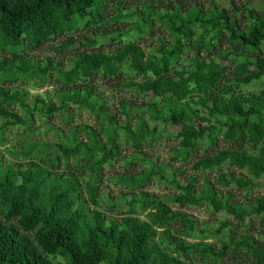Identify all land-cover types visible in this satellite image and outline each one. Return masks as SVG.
I'll return each mask as SVG.
<instances>
[{
  "label": "trees",
  "instance_id": "trees-1",
  "mask_svg": "<svg viewBox=\"0 0 264 264\" xmlns=\"http://www.w3.org/2000/svg\"><path fill=\"white\" fill-rule=\"evenodd\" d=\"M125 1L0 0V83L29 79L42 83L52 75L54 79L53 89L44 93L46 99L37 94L29 98L28 91L15 86H0V146L5 145L7 129L33 125L34 112L46 122L49 115L68 113L74 106L99 121H108L98 131L81 124L67 133L57 130V142L34 140L0 150V264H55L50 259L55 257L66 264H196V257L197 264H218L229 250L236 255L243 252L252 264H264V245L247 235L235 238L229 222L214 231L222 236L218 250L209 243L186 239L185 235L205 237L212 231L200 228L168 204L207 205L214 213H224L239 222L254 217L264 220V92L232 95L223 82L224 64L234 65L236 84L247 85L264 76L260 52L264 14L243 7L248 24L241 26L235 12L214 3L207 7L194 0H143L140 9L135 3L126 8ZM108 3L116 13L105 19ZM109 19L135 23L105 31V35L91 32L83 36L78 43L85 50L71 58L68 68L50 58L40 66L36 58L24 53ZM154 25L161 34L155 36L156 46L146 53L130 41V36L135 30L151 36ZM224 35L232 47L213 53ZM107 39L126 42L113 51L97 49L100 41ZM72 43L74 40L68 39L54 49H65ZM123 70L137 74L141 81L117 85L152 93L160 104L141 107L120 100L125 120L121 127L116 118H111L106 100L95 91L94 78L114 80ZM142 110L147 111V119L140 116ZM130 111L137 118L133 128ZM147 121L153 127L164 124L181 128L177 133L179 146L173 149L174 160L188 161L190 150L199 140L206 139L213 146L223 131L232 141L249 143L252 152L241 145L219 149L197 159L192 168L205 172L224 164L242 165L260 182L232 173L229 177L219 174L215 183L227 190L260 188L261 196L245 208L233 202L232 194L218 190L210 179H204L196 189V178H190L191 187L182 191L184 185L171 167H166L172 173L169 182L178 194H133V189L150 181L153 168H149L135 176H119L127 190L119 199L120 207L125 208L122 218L91 211L90 200L100 206L98 188L91 181L99 183L102 168L121 153L116 139L119 129L127 143L134 142L131 164L153 162L141 152L143 143L154 136L155 128H149ZM38 129L34 127L33 131ZM81 133L84 138H80ZM4 155L13 160L5 161ZM72 158L82 163L70 169L67 162ZM61 163L65 168H60ZM91 170L95 180L87 173ZM162 172L158 168L155 174L161 176ZM225 229L229 230L227 236L222 233Z\"/></svg>",
  "mask_w": 264,
  "mask_h": 264
},
{
  "label": "rangeland",
  "instance_id": "rangeland-1",
  "mask_svg": "<svg viewBox=\"0 0 264 264\" xmlns=\"http://www.w3.org/2000/svg\"><path fill=\"white\" fill-rule=\"evenodd\" d=\"M143 0H126L125 7L127 5H131L132 3L137 4V6L141 9L140 3ZM174 1V0H169ZM199 4H203L208 7L209 3L216 4L219 8L225 9L227 11L235 12L237 20L239 24L246 25L248 24L247 19L244 18L243 15V7L247 6L249 9L254 12L264 14V0H194ZM230 3L233 4L232 8ZM115 9L111 3L107 4V9L105 11L104 17L105 19L109 16H115ZM135 20H130L127 24L124 21H113V19H109L108 22L98 23L97 26H93L90 28H84L83 30H78L73 34L65 35L62 37H58L55 40H49L44 43L40 48H37L34 51H25L29 56L36 58L40 62V66H43L46 58H50L55 62H59L63 64L64 67H69V61L71 58L79 52L85 50V46L80 45L78 41H82L83 36H88L89 33L93 32L97 34V32L105 35V31H113L124 28L126 26L133 25ZM135 23V22H134ZM100 29V30H98ZM161 34V29H159L156 25H154L153 32L151 36L146 34H138V31L135 30L132 32L130 36V41L138 43L146 53L149 52L150 48L156 46L155 36ZM71 39L74 40V44L71 47H66L65 49L56 50L54 46H59L62 42ZM126 40L121 41H109L101 40L100 46L97 48L103 51H113L115 48L120 47L124 44ZM232 46L227 42L226 35L221 37L220 43H216L213 49V53L215 51H222L231 48ZM261 56L264 57V40L260 45ZM189 53H186V57H188ZM6 57L10 58L9 55L5 54ZM226 68V75L223 79L224 84L226 83V87H228L230 93L232 95H251V94H259L264 92V76H262L259 80L253 81L250 84L242 85L236 84L233 82L234 80V65L224 64ZM129 81L140 82L141 77L137 74L131 73L129 70H123L122 74L114 80L104 78V77H95L94 78V88L95 91L100 95L101 98H104L109 105V109L111 111V118H116L121 127L124 126V117L120 113L119 109V101H126L132 105L143 106V104L147 103H159L160 99L155 98L152 93L143 94L135 90L134 88H125L120 87L117 83H126ZM0 86H10V87H18L20 89L26 90L29 93V98H32V95L37 94L41 96L43 99H46L45 92L47 90L53 89L54 79L53 75L47 77L45 82H40L38 79H29V80H17L12 84L0 83ZM19 113L21 112L19 109H16ZM140 116L147 119V111H140ZM36 112L33 113L34 123L33 125L27 126L25 128H12L7 129L5 134V145L0 146V150L3 152L5 147L19 145L21 143L27 141H49V142H57L59 132L67 133L69 129L74 126H79L81 124H87L95 131H98L100 128H105L108 124V121H99L95 115L90 114L89 112L79 109L74 106L69 107L68 113L59 112L51 114L47 117L46 122H44ZM67 117V118H66ZM69 118V120H68ZM130 123L133 128L137 123L136 114L134 111H130ZM149 128L154 129V136L152 140H148L143 143L141 147V152L145 154L147 157L152 158L153 162H141L135 161L132 164L129 162L136 149L134 147V142H126L124 132L122 130H118L117 132V141L120 145L121 153L115 157L114 160L107 163L101 171V178L99 179V183L91 181L97 188L98 202L100 206L96 207V204L90 200L88 204L90 205V209L93 212H100L110 218L120 219L125 215V208L120 207L119 199L122 197V194L126 192V187L123 183H121L118 178L119 176H135L138 175L149 168H153V174L150 178V181L144 184L140 189H133L131 192L139 193L146 192L148 194H154L156 196L166 197L173 194H178L179 191L173 185L170 180L169 169L166 167H171L174 169L175 178L183 184V190L187 187H191L188 184L190 178H196L195 188L200 187L204 181V179H210V181L216 185V188L222 192H228L234 196V203H239L245 208H249L250 203L254 202V200L261 196L262 190L260 188H247L243 187L225 189L220 185L215 183V179L219 174H224L226 176H230V174L234 173L237 176H241L244 179L250 180L252 182H260V180L256 179L254 174H250L242 165H238L235 167H229L227 164H224L220 168H214L209 171H195L192 168V164L199 158H203L205 156L211 155L213 152L223 148L229 147H238L241 145L237 141H232L230 139L229 134L223 133L216 139L213 146H211L206 139L199 140L196 144V148L190 150V158L188 161L174 160L173 149L178 148L179 146V136L177 135L180 132L179 126L177 125H164L158 124L156 127H153L149 121L146 122ZM48 124V125H45ZM34 127H39L36 132L33 131ZM29 128V129H28ZM28 130V131H27ZM27 131V132H26ZM61 135V134H60ZM85 134L81 133L80 138H84ZM241 147L247 149L248 152H252L250 144L243 142ZM5 161L13 160L9 155H4ZM82 162H78V159L72 158L69 162H67V166L72 169L75 165L80 164ZM153 163L155 166H153ZM155 167L157 169H155ZM60 168H65V164L61 163ZM158 168L162 169V175L158 176L155 172H158ZM94 170L87 172L88 175H91V178L95 180V175L93 174ZM84 186V184H83ZM97 202V203H98ZM173 210H179L183 212L186 216L190 217L197 226L200 228L207 227L211 233H206L205 237H195L191 238L185 235V238L190 241H203L209 243L216 250L220 247V242L222 240V236L216 234L214 231L223 223L229 222L234 227L233 236L241 237L244 235L250 236L256 242H259L264 245V220L258 217H254L251 219H246L244 222H239L233 219L231 216L225 215L224 213H214L210 207L207 205H202L199 207H188V206H180L177 204L168 203ZM127 206V202L125 203ZM109 225H113V223H109ZM178 228V227H176ZM223 235L227 236L229 234V230H223ZM55 264H66L65 261L61 257L50 258ZM199 261V257L195 258V263L197 264ZM106 264V263H100ZM218 264H252L251 258L245 256L243 252L240 254H232L229 250L227 256L224 259L219 260Z\"/></svg>",
  "mask_w": 264,
  "mask_h": 264
}]
</instances>
